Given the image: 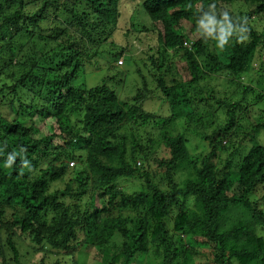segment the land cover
I'll use <instances>...</instances> for the list:
<instances>
[{
    "label": "trees",
    "instance_id": "16d2710c",
    "mask_svg": "<svg viewBox=\"0 0 264 264\" xmlns=\"http://www.w3.org/2000/svg\"><path fill=\"white\" fill-rule=\"evenodd\" d=\"M210 4L248 20L223 59L195 23ZM263 20L264 0H0V264H20V244L38 264H264V69L239 81L264 54ZM119 33L151 82L137 65L132 95L76 83L104 43L121 57ZM21 147L30 170L4 168Z\"/></svg>",
    "mask_w": 264,
    "mask_h": 264
},
{
    "label": "rangeland",
    "instance_id": "374dc122",
    "mask_svg": "<svg viewBox=\"0 0 264 264\" xmlns=\"http://www.w3.org/2000/svg\"><path fill=\"white\" fill-rule=\"evenodd\" d=\"M226 9H228V7H226ZM262 24L264 25V20H263ZM119 35L120 36H118V35L114 36L112 38V41L115 43L116 47L124 50L121 57L119 59L112 58L111 55L108 54L111 50H114L111 46V42L108 41V42L104 43L101 46V48H102V50H104L106 52H103L101 54L96 55L91 62L87 63L83 67V70L81 71L80 76L77 79L76 83L83 84V85H85L86 88H91V87H95L97 85H101L104 80L108 79L109 82L108 81L107 82L109 85L111 83H115L116 86H119L120 90L125 89L126 92H124V94L131 93V95H132V94H134L137 87H141V86H138V85H141V78L138 75H136V73L133 71L136 69L137 65H138L139 72L145 77L146 81L148 83L151 82L150 76L147 72V65H149V63L147 62V59L144 57V55H142L140 53L141 51H144L143 50L144 47H140L139 44L135 43L133 36L128 37L129 43L127 45V39H125V37L122 35V33H119ZM128 47H129V50H127ZM94 50H96V49H94ZM262 53H264V52H262ZM217 54L221 59H223L227 55L225 51L219 50V49L217 50ZM131 56L133 58H131ZM132 59H134V61ZM263 59H264V54L258 56L256 58V63H255V66L257 67L254 70L255 72L253 71L248 76L243 75V77L240 80L237 79L235 82L237 83L239 80V81H241L242 84H245V85H253L254 83H256V81L259 77V74L260 75L263 74V72H259V71H263V69H264V60ZM119 60L123 61L122 65H118ZM260 65L262 68L259 67ZM121 72H123L122 75H120V76L118 75L119 77L116 76L117 73H121ZM124 72L126 74H124ZM119 78H122L121 80L125 79L126 82H122V83H121V81L117 82V81H119ZM207 79L205 81L207 82V84L209 86H216L221 91L224 90L223 81H226V80H227V82L229 81V77L226 78L225 76H223L221 74L210 75V77ZM75 85H77V84H75ZM233 87H236V85H233ZM152 105H154V106H152ZM151 106L153 108H155V110H157V111H165L166 110V104H162L160 101H158L156 99L147 100L143 104V108L145 110H150ZM260 113H262V112H260ZM260 113L258 111L253 112L252 116L255 117L256 119H258V116H260L259 115ZM263 120H264V117H263ZM47 131L49 132L48 129H47ZM258 141L261 145L264 146V132H260V134L258 135ZM190 143L192 145L191 149L193 151H195V154H199L201 152H204V153L207 152V144L206 143L204 145V144H202L201 141H197V140L191 139V138H190ZM196 144H198L199 148L195 147ZM184 167L187 170L185 168L179 170L178 175H177V179H176L177 183L180 186H182V184L184 183V181L186 180L187 177H189L190 179L194 178V172L190 171L191 169L188 168V165H185ZM189 173H191V174H189ZM134 182L135 183L127 182L126 184L118 182L119 184H117V185H118V187L123 189L125 192H132V191L136 190L137 182L136 181H134ZM132 186H133V188H132ZM58 187H60V188L63 187L61 182L55 183L52 186V188H58ZM179 202L182 203L184 207H187L189 209L193 208L194 200L191 197H188L186 199L181 198V200ZM19 248H20V254H21V259H20L21 263L20 264H38V259H37L38 256L36 254H33L32 252H31L32 253L31 254L30 251L28 252L26 245L20 244ZM6 251L9 252L8 249H6ZM33 255H35L36 257L34 258ZM8 264H12V261L10 260L8 262ZM44 264H48L47 261Z\"/></svg>",
    "mask_w": 264,
    "mask_h": 264
},
{
    "label": "clouds",
    "instance_id": "9594fccd",
    "mask_svg": "<svg viewBox=\"0 0 264 264\" xmlns=\"http://www.w3.org/2000/svg\"><path fill=\"white\" fill-rule=\"evenodd\" d=\"M195 23L197 31L203 37L205 43L212 41L219 50H223L228 46L233 37L239 41L246 40L249 32L247 17L234 16L226 10L217 12L215 4H210L206 11L200 10ZM122 64L123 61L118 65ZM25 151L26 149L21 147L19 151L14 150L7 153L2 166L11 168L17 157L20 156L23 167L30 170V161L22 155ZM0 153H3L2 148H0Z\"/></svg>",
    "mask_w": 264,
    "mask_h": 264
},
{
    "label": "built area",
    "instance_id": "2783aa9c",
    "mask_svg": "<svg viewBox=\"0 0 264 264\" xmlns=\"http://www.w3.org/2000/svg\"><path fill=\"white\" fill-rule=\"evenodd\" d=\"M121 63H122V60H119V64H121ZM69 166L72 167V166H74V164L73 163H70Z\"/></svg>",
    "mask_w": 264,
    "mask_h": 264
}]
</instances>
